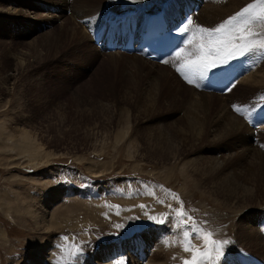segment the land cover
I'll use <instances>...</instances> for the list:
<instances>
[{
	"label": "rangeland",
	"instance_id": "1",
	"mask_svg": "<svg viewBox=\"0 0 264 264\" xmlns=\"http://www.w3.org/2000/svg\"><path fill=\"white\" fill-rule=\"evenodd\" d=\"M71 1L95 9L99 0H70V8L58 12L50 10L52 0H0V264H154L157 259H148L159 252L161 264H183L191 257L183 233L193 224L212 233L210 239L227 241L216 264H264V196L240 206L224 202L210 185L224 181L210 179L208 185L187 167L197 151L205 161L228 153L227 137L195 143L181 156L155 155V142L178 143L185 107L162 96L144 111L149 105L141 96L128 99L122 83L130 70L114 77L118 73L101 63L106 52L96 51L78 20L70 30L76 33L56 49L53 41L66 25ZM109 1L116 0H102ZM163 1L131 3L141 14L146 2L147 11H157ZM242 1L177 0L201 4L198 11L211 7V22L194 21L160 65L193 92L218 95L223 116L242 126L248 121L255 143L257 131L264 133V52L216 61L193 83L176 70L202 42L197 26L214 28L253 2ZM217 69L232 78L215 94L205 81ZM221 108L213 110L220 115ZM120 130L125 136L115 138ZM24 135L32 147L17 149ZM260 147L252 149L263 152ZM245 229L252 233L247 240ZM192 243L203 250V239Z\"/></svg>",
	"mask_w": 264,
	"mask_h": 264
},
{
	"label": "bare ground",
	"instance_id": "2",
	"mask_svg": "<svg viewBox=\"0 0 264 264\" xmlns=\"http://www.w3.org/2000/svg\"><path fill=\"white\" fill-rule=\"evenodd\" d=\"M69 1L70 0H52V6L50 10L58 12V8H60V10L62 8H70ZM140 1L141 0H139V2ZM232 1L235 5L239 2V0ZM248 1L249 0L242 1L240 4L243 2L246 3ZM78 2L83 4L80 6ZM180 3L183 2H179L178 4L177 0H164L162 3L157 4V10L163 9L168 19L174 23V27H177L176 29L181 31V29L184 27H189L191 25L188 24L189 19L192 21V23L196 20L202 24H204L203 22H211V7L205 8L202 6L204 9L201 8V10L198 11L201 7V4L199 6L197 3H184L185 13H181L179 9ZM130 4H132L131 0H116L112 4L110 1L104 4L102 0H99L98 4L95 5L96 8L93 9L90 8V5L86 4V1H76L74 5L71 1V6L73 8L65 21L66 25L60 28L61 30L54 38L53 43L55 48L58 49L63 43L66 42L67 39L76 33V29L70 33V30L76 27V23L74 22L75 20L85 24L87 26V38H90V36L91 40L94 37L100 38V44H95L96 51L106 52L102 56L99 54L102 60L101 63L106 64L112 73H118L115 74L114 77H119L121 71L130 70L129 75L123 82L124 84L122 83V86L126 89L125 93L129 95L128 99L133 98V96H136L134 98L141 96V99L145 100V102L147 101L149 105L146 106L147 104H143L144 107L146 106L144 111L147 109L148 111L151 110L153 105L156 103V99L162 96H166V102L168 104H173L171 106L178 104V108L181 106L185 107V113L183 117L178 120V129H176L178 143L174 144L173 141L167 143L168 140L160 143L156 140L157 142L154 143L155 146L150 149L155 155L162 156L165 154L169 157H176L177 155L181 156L187 150V148H191L193 145H195V143L202 144L204 141H212L215 138H217L216 140L218 141L219 139L227 137L226 140L228 146H226V148H228V153H220L219 156L213 155L212 158H208V160L205 161L203 160V157L200 156L202 150L197 151L198 155L190 159L187 167L195 171L196 174L201 178H204L208 185L210 179L224 181L219 185L210 183L212 189L221 195L224 202L237 204L240 206L252 202L255 200L254 198L257 195L262 194L264 196L263 132L259 131L258 133L257 131V141L252 143L251 136H254V130L249 127L248 122H246V124L244 123L245 125L242 126L243 123L240 125L238 122L231 121L224 117L222 111L224 102H222L218 95L216 96L212 94L193 92L192 90L183 86L177 80V78H174V76L170 71H168L166 67L160 65L163 63V61H165L164 58H161L158 61H152L133 49L131 51H121L114 47L111 34L107 35L104 40L102 39L104 30L106 28L104 17L114 15L115 13L119 12L122 14H129L126 15L127 20L133 24L134 28H137L141 19L149 12H152L147 11L150 3L146 2L145 5H142L143 7L141 8V14L139 11L134 9L135 5ZM195 7L198 9L196 10ZM192 12L197 13L193 15ZM175 22L177 24H175ZM49 23L51 22L48 21L46 24ZM91 43L94 44L93 42ZM37 52L40 54L39 50H37ZM56 52L57 51L55 50L54 53ZM169 54H171V52ZM139 81L144 84L146 90L142 89V87L139 85ZM251 89H253L252 86ZM222 92L223 91L220 93ZM213 93L216 94V91ZM219 106L222 107L220 110V115H218V113L213 110V108H219ZM102 109L103 111L105 110L104 108ZM100 124L102 126L104 122L103 124ZM116 134L117 135L115 138L120 139V137L122 138V136H125V131L120 130ZM211 134L212 136L209 137ZM27 146L32 147L29 145V139L25 135L23 138H19L15 145V147L20 150L25 149ZM258 146H261L260 148L263 150V152L258 151L257 149H252V147ZM23 153L24 152H22V154ZM216 153H219V151H216ZM221 154H223V156H221ZM247 156H249V158H247ZM246 158L249 159V162L247 161L248 163L245 161ZM250 234L252 233L245 229L243 232L244 240H247L248 237H250ZM256 234L257 231H255L253 237L257 240L258 237ZM162 253L163 252H159V256L156 258L155 253L151 259H148V261L152 262V260L157 259L155 260L154 264L163 263V261H161L159 258L162 256ZM138 254H140V252Z\"/></svg>",
	"mask_w": 264,
	"mask_h": 264
},
{
	"label": "snow or ice",
	"instance_id": "3",
	"mask_svg": "<svg viewBox=\"0 0 264 264\" xmlns=\"http://www.w3.org/2000/svg\"><path fill=\"white\" fill-rule=\"evenodd\" d=\"M188 24H192L190 19ZM255 26H264V0H253L214 28L197 26L202 42L194 46L189 54L192 58L184 61L176 70L188 83H193V77H203L208 70L216 68V61L224 64L229 60L246 56L248 53L258 50L264 52V31H254ZM181 31L187 33L188 27H184ZM179 55L180 53L177 52V56ZM233 107L236 111H240L237 106ZM115 207L118 208L119 205ZM178 212L179 216L185 215L183 207ZM183 235L185 237L182 243L184 251L191 252V257L185 259L183 264H216V261L224 254L223 244L227 241L210 239L212 233L205 232L194 224L191 225V231H184ZM193 238L203 239V250L201 246L192 243ZM165 244L167 245V241ZM72 255H75V252Z\"/></svg>",
	"mask_w": 264,
	"mask_h": 264
}]
</instances>
